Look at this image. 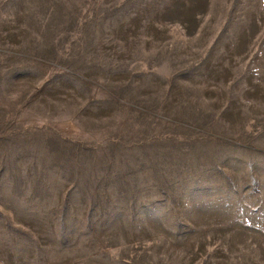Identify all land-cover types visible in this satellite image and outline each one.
I'll use <instances>...</instances> for the list:
<instances>
[{"label":"rangeland","instance_id":"obj_1","mask_svg":"<svg viewBox=\"0 0 264 264\" xmlns=\"http://www.w3.org/2000/svg\"><path fill=\"white\" fill-rule=\"evenodd\" d=\"M0 264H264V0H0Z\"/></svg>","mask_w":264,"mask_h":264}]
</instances>
